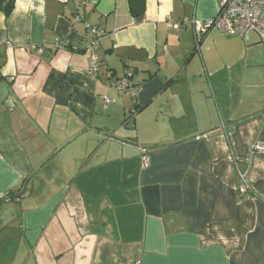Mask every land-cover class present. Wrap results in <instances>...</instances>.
Returning a JSON list of instances; mask_svg holds the SVG:
<instances>
[{"label":"crops","instance_id":"0c3cea01","mask_svg":"<svg viewBox=\"0 0 264 264\" xmlns=\"http://www.w3.org/2000/svg\"><path fill=\"white\" fill-rule=\"evenodd\" d=\"M220 2L145 0L141 20L127 0L0 12V207H15L0 264H264L263 46L170 26ZM125 72L135 95L112 86Z\"/></svg>","mask_w":264,"mask_h":264},{"label":"built area","instance_id":"2783aa9c","mask_svg":"<svg viewBox=\"0 0 264 264\" xmlns=\"http://www.w3.org/2000/svg\"><path fill=\"white\" fill-rule=\"evenodd\" d=\"M76 21H79V17H76ZM188 24L193 26L197 44L208 31L215 29L225 35L239 36L244 39H247L250 34H254L264 49V0H221L218 13L214 18L207 21L182 20L179 23H170V26L174 29H181ZM86 29L92 38L86 48L89 54V73L92 76H97L100 64L95 52L103 33L89 25H87ZM108 76L110 77V75ZM131 79L132 74L125 72L124 77L115 80L112 86L121 92L135 95L136 88L132 85ZM252 150L264 151V147L257 142L253 145ZM148 164V160L143 156L142 166L147 168Z\"/></svg>","mask_w":264,"mask_h":264},{"label":"trees","instance_id":"16d2710c","mask_svg":"<svg viewBox=\"0 0 264 264\" xmlns=\"http://www.w3.org/2000/svg\"><path fill=\"white\" fill-rule=\"evenodd\" d=\"M14 2L15 0H0V12L3 13L5 16H9L13 10ZM127 3L130 16L134 20H141L145 14V0H127ZM17 192L18 195H14L16 193L13 192L8 193L7 199L14 200V196H19L24 191L23 189H20Z\"/></svg>","mask_w":264,"mask_h":264},{"label":"rangeland","instance_id":"374dc122","mask_svg":"<svg viewBox=\"0 0 264 264\" xmlns=\"http://www.w3.org/2000/svg\"><path fill=\"white\" fill-rule=\"evenodd\" d=\"M46 147H49L50 142L46 141ZM14 213H15V207L14 206H3L0 207V218H2V222L5 223L7 220H12L14 217ZM13 243L15 242V240H13ZM12 243V244H13Z\"/></svg>","mask_w":264,"mask_h":264}]
</instances>
